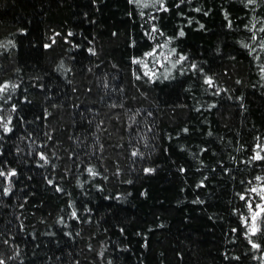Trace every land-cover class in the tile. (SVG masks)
<instances>
[{"label":"trees","instance_id":"1","mask_svg":"<svg viewBox=\"0 0 264 264\" xmlns=\"http://www.w3.org/2000/svg\"><path fill=\"white\" fill-rule=\"evenodd\" d=\"M0 264H264V0H0Z\"/></svg>","mask_w":264,"mask_h":264},{"label":"rangeland","instance_id":"2","mask_svg":"<svg viewBox=\"0 0 264 264\" xmlns=\"http://www.w3.org/2000/svg\"><path fill=\"white\" fill-rule=\"evenodd\" d=\"M261 199H260V202H262V196L260 197ZM259 205H260V203H259ZM259 205H257L256 207H255V209L251 212V214H250V221L252 222V223H254L255 222V220L257 219V215H258V211H259ZM254 218V219H253Z\"/></svg>","mask_w":264,"mask_h":264},{"label":"snow or ice","instance_id":"3","mask_svg":"<svg viewBox=\"0 0 264 264\" xmlns=\"http://www.w3.org/2000/svg\"><path fill=\"white\" fill-rule=\"evenodd\" d=\"M181 35H183V33H181ZM209 83H210V81H209ZM261 157H259V156H256V157H254V159H260ZM255 191V190H254ZM75 215V214H74ZM254 219V218H253ZM253 231H255V229H253Z\"/></svg>","mask_w":264,"mask_h":264}]
</instances>
